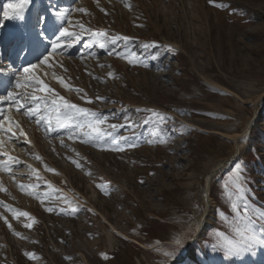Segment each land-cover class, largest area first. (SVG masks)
I'll use <instances>...</instances> for the list:
<instances>
[{
	"label": "rangeland",
	"instance_id": "obj_1",
	"mask_svg": "<svg viewBox=\"0 0 264 264\" xmlns=\"http://www.w3.org/2000/svg\"><path fill=\"white\" fill-rule=\"evenodd\" d=\"M13 2L0 0L1 92L19 94L26 107L41 103L42 111L31 96L89 108L107 117L103 139L115 137L123 150L69 139L64 128L47 133L25 109L1 101L20 128L11 141L0 131V264H178L188 249L186 264L264 259L259 246L226 254L234 237L222 195L238 168L249 202L263 208L264 0H216L225 8L209 0H38L52 11L37 21L45 33L40 53H50L59 36L51 34L53 25L80 39L61 38L64 46L40 64L47 73L36 77L24 72V53L12 54L11 43L1 40L5 5ZM115 35L130 40L112 44ZM152 43L158 47H143ZM133 57L142 63L130 64ZM37 78L53 91H38ZM141 106L165 118L137 111ZM43 114L55 124L54 113Z\"/></svg>",
	"mask_w": 264,
	"mask_h": 264
},
{
	"label": "snow or ice",
	"instance_id": "obj_2",
	"mask_svg": "<svg viewBox=\"0 0 264 264\" xmlns=\"http://www.w3.org/2000/svg\"><path fill=\"white\" fill-rule=\"evenodd\" d=\"M29 0H18L15 3H8L5 5V10L3 12V17L5 19H23V12L26 8ZM209 3L217 8H225L227 5L223 3H217L216 0H209ZM125 7L131 8V4L125 3ZM11 10V11H10ZM78 11H86L85 9H78ZM67 14L66 13H58V16L63 18ZM82 29L84 25H79ZM93 35L97 37H105L107 38L109 34L106 31H96L93 32ZM74 38L75 40L80 39V34L76 32L69 31L68 28H61L59 32V36L57 37L56 41L52 42V50L56 51L58 48L63 47L60 43L61 38ZM111 43L115 44L117 41L122 40L127 43L130 38L127 36H120L115 35L111 36ZM70 46V45H68ZM101 47H104L105 44L101 43ZM143 47L145 49L148 48H157L158 45L155 43L152 44H144ZM160 53L156 52L151 58L153 60L159 59ZM48 62V57H44V59L39 61V64H46ZM128 62L130 64L133 63H142L133 57L129 59ZM39 65L32 64L29 67L24 68V72L31 75L34 69H36ZM144 66L146 67L147 64L145 63ZM112 76V73L108 74ZM63 82V81H61ZM35 83L40 85L38 91L40 92H52L53 90L48 88L47 85L43 84V81L39 80L38 78L35 79ZM21 87L19 81H17V88ZM76 91H81L77 89ZM17 93L8 92L6 96L0 97V101H10L13 102L15 105V110L20 112L21 109H25L24 114L28 116L30 119L32 117H36L37 125L43 122L46 127L45 131L47 133L58 131L61 128H64L68 131L69 139L74 137H82L84 143H96L100 147H107L111 150L115 151H122L123 149L117 143L115 137L112 138L111 143H107L103 137L107 135L103 129L102 125L107 120V117H103L98 113L90 110L89 108L79 107L76 104L71 103L70 101L60 97L59 99H51L48 100L47 97H37L35 95L31 96V101L37 102L41 101L44 105L43 111L41 108V103H34V106L26 107L25 103L22 102L20 98H18ZM83 98V97H82ZM97 99H102L101 97H97ZM91 103V101H88ZM137 111H147L150 112L153 117H160L164 119L165 117L162 114L151 110V109H137ZM44 112H50L55 114V124L53 125L51 116H45ZM127 119V117H126ZM5 121L8 122V126H5ZM15 128H20L18 122L10 121L9 117L4 116L3 120L0 121V131L8 135L9 141L16 138V132L14 131ZM113 129H116V125H111ZM22 131V130H21ZM121 140L127 141V137H120ZM153 141H149L152 143ZM161 143L166 142L161 140ZM3 142L0 141V144ZM2 155V153H0ZM9 160L14 159L13 157L9 156ZM35 159L40 160L39 156H36ZM74 164L77 167H81L78 161L73 160ZM0 167H3L0 164ZM31 167V166H29ZM46 170L54 171L53 169L47 168L45 165ZM35 171V170H33ZM246 181L241 176L239 169L237 168L236 175L226 182L223 185L222 195H224L225 199L229 201L230 205V215L225 216V223L229 226L231 233L234 239L228 240L226 244V254L227 255H239L241 252H254V250L259 247H264V208H260L251 204L247 197V190L245 187ZM21 189H24V185H20ZM31 187V186H29ZM102 188L104 186H101ZM5 190V189H0ZM107 194V193H106ZM53 209L49 208L48 211H52ZM78 211L77 208H73L72 212ZM29 216L26 212H19L17 216ZM7 223V220L5 219ZM11 228V224H9ZM25 227H31V224H26ZM223 235V234H221ZM179 243V240L176 241ZM29 256H33V254H28ZM164 255H171V253L165 252ZM66 259H71L66 258Z\"/></svg>",
	"mask_w": 264,
	"mask_h": 264
},
{
	"label": "bare ground",
	"instance_id": "obj_3",
	"mask_svg": "<svg viewBox=\"0 0 264 264\" xmlns=\"http://www.w3.org/2000/svg\"><path fill=\"white\" fill-rule=\"evenodd\" d=\"M17 2H18V0H17ZM33 0H29V2H28V4H27V6H33ZM13 19V18H12ZM12 19H10V20H12ZM34 30V29H33ZM32 30V31H33ZM8 32H4V38H9V36H8ZM30 38V37H29ZM28 42H29V45L30 46H33V47H31V48H29V54H28V56H27V58H26V62L29 64V62H34L35 60H36V57H38V52L36 51H34V45L33 44H31V39H30V41L28 40ZM12 57V56H11ZM4 64H6V63H4ZM34 64H38L37 62H35ZM31 65V64H30ZM29 67V66H28ZM247 134V133H246ZM246 134H243L244 136L246 135ZM240 139H238L237 140V145L239 146L240 144ZM221 166V165H220ZM215 169H217V168H215ZM214 169V170H215ZM213 170V171H214ZM211 177L210 176H207V178H206V182H205V187H206V189H207V193L205 192V195H204V199H205V205H206V207H209V205H210V201H209V195H208V188L210 187V183H211V179H210ZM205 219H206V216H202L201 217V219H200V221H199V223H197V226H196V229L198 230V231H201L202 230V228L204 227V222H205ZM209 219V218H208ZM205 228V227H204Z\"/></svg>",
	"mask_w": 264,
	"mask_h": 264
},
{
	"label": "trees",
	"instance_id": "obj_4",
	"mask_svg": "<svg viewBox=\"0 0 264 264\" xmlns=\"http://www.w3.org/2000/svg\"><path fill=\"white\" fill-rule=\"evenodd\" d=\"M264 135H262V137H263ZM258 169V168H257ZM258 174V172L256 173V175ZM263 208H264V206H263ZM262 253V255L264 256V253H263V251H260V254ZM225 264H236V262L235 261H232V260H229V262H227V263H225ZM257 264H264V259H258V261H257Z\"/></svg>",
	"mask_w": 264,
	"mask_h": 264
},
{
	"label": "water",
	"instance_id": "obj_5",
	"mask_svg": "<svg viewBox=\"0 0 264 264\" xmlns=\"http://www.w3.org/2000/svg\"><path fill=\"white\" fill-rule=\"evenodd\" d=\"M211 177H212V174H211ZM211 179V178H210Z\"/></svg>",
	"mask_w": 264,
	"mask_h": 264
}]
</instances>
